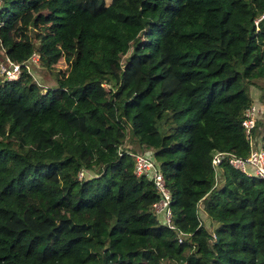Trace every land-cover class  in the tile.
I'll list each match as a JSON object with an SVG mask.
<instances>
[{
	"label": "trees",
	"instance_id": "trees-1",
	"mask_svg": "<svg viewBox=\"0 0 264 264\" xmlns=\"http://www.w3.org/2000/svg\"><path fill=\"white\" fill-rule=\"evenodd\" d=\"M8 59L0 264H264V176L210 162L264 150L262 119L241 123L250 84L264 113V0H0ZM133 148L158 160L174 228Z\"/></svg>",
	"mask_w": 264,
	"mask_h": 264
},
{
	"label": "built area",
	"instance_id": "built-area-1",
	"mask_svg": "<svg viewBox=\"0 0 264 264\" xmlns=\"http://www.w3.org/2000/svg\"><path fill=\"white\" fill-rule=\"evenodd\" d=\"M261 16L262 13L258 14V16L254 18V22L256 23V21ZM37 56L38 54L36 52H32L30 54V58L32 60H36ZM0 66L1 72L4 73V76L6 78H15L22 71L19 63L13 62L10 59H8L5 64H0ZM25 71L28 73L30 72L28 68ZM254 118L255 116L253 106H251L250 108H246L244 110V117L241 121L246 130H248V128L253 124ZM130 154L133 157V172L136 175L141 174L150 179L156 190L157 198L151 203L153 212L156 215L161 216V222L165 223L170 228H174L175 225L171 220V211L169 204L170 194L168 187L166 186L164 176L160 171L158 162H156L152 157H150V155H147L143 151H133L130 152ZM221 160H225L232 167L244 172L247 175L253 174L260 177L264 176V150L260 147H256L250 150L246 156H236L227 151H216L211 156L210 162L212 166L216 167ZM78 171L82 172V170ZM77 175L80 176V174L78 173ZM179 264H182V262H180Z\"/></svg>",
	"mask_w": 264,
	"mask_h": 264
},
{
	"label": "rangeland",
	"instance_id": "rangeland-1",
	"mask_svg": "<svg viewBox=\"0 0 264 264\" xmlns=\"http://www.w3.org/2000/svg\"><path fill=\"white\" fill-rule=\"evenodd\" d=\"M108 1L109 0H104L105 3H108ZM28 70H29V68H28ZM0 72H1V66H0ZM31 72L33 73L32 69H31ZM39 73H40L39 76L36 74L37 79H35V78L34 79H35V81H38L42 85V88L39 86L40 91H43L44 90L43 88L46 87L47 85L54 84V79H53L52 72L50 69L41 68L39 70ZM33 75H34V73H33ZM248 91L253 96V99H254V103L252 104L254 116L258 115L259 118L258 117L257 118L262 119V122H264V113L261 111L262 106L258 104V102H259V100H258L259 89L256 86H254L253 84H250L248 87ZM259 110H260V112H259ZM258 112H259V114H258ZM257 138H258L257 136H251L252 144L254 145V147L257 145ZM135 149H138V148H133V150H135ZM137 151H142V149H138ZM126 152L129 155H131L130 152H133V151L128 150ZM143 152H145L147 155H150V157H152L156 162H158V160L147 149H143ZM86 171H87L86 173L89 174V171L88 170H86ZM77 173L81 175L82 172L78 171ZM156 217L161 222V220H162L161 216L156 215ZM177 264H179V263H177Z\"/></svg>",
	"mask_w": 264,
	"mask_h": 264
}]
</instances>
